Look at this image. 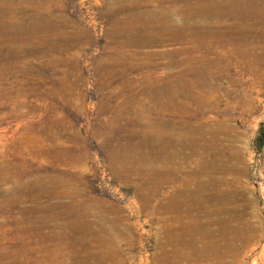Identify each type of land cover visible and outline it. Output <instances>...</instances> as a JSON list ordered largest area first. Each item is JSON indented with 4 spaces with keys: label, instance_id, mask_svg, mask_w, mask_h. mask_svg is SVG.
<instances>
[{
    "label": "rangeland",
    "instance_id": "374dc122",
    "mask_svg": "<svg viewBox=\"0 0 264 264\" xmlns=\"http://www.w3.org/2000/svg\"><path fill=\"white\" fill-rule=\"evenodd\" d=\"M207 2L0 0V264H264V71Z\"/></svg>",
    "mask_w": 264,
    "mask_h": 264
},
{
    "label": "bare ground",
    "instance_id": "6f19581e",
    "mask_svg": "<svg viewBox=\"0 0 264 264\" xmlns=\"http://www.w3.org/2000/svg\"><path fill=\"white\" fill-rule=\"evenodd\" d=\"M195 8V7H194ZM198 10L202 13H208L209 11H216L218 12V16H216V21L221 23L222 20H233L236 22V24L239 25H250L249 28H230L231 30H223L220 27L219 29L212 30V31H204L200 32H194V34H198V36L202 35V42L205 43L204 45L208 44L211 46H214L220 52L222 53L219 55V59L217 62L211 63V67H214L216 72L218 73H226L230 72L231 65L225 64L222 62L226 59H236V57H239V61H237L236 65L239 64V68H242L243 72H249V74H260L264 71V30L256 29L257 27H263L264 28V0H226L224 2H219L217 0H208L207 3L199 5ZM214 13V12H213ZM222 17L220 18L219 16ZM204 15V14H203ZM203 18V16H202ZM205 18V16H204ZM208 19V18H207ZM210 19V18H209ZM213 20V18H211ZM214 19V20H215ZM146 20V19H145ZM211 21V20H210ZM209 22V21H208ZM216 24L218 25L219 23ZM152 23V22H151ZM214 23V21H213ZM223 23V22H222ZM153 25V24H152ZM136 27V26H134ZM142 28V26H140ZM138 28V26H137ZM149 29V28H148ZM168 31V30H166ZM174 32L173 30H171ZM137 32V31H135ZM144 32V31H143ZM155 32V31H154ZM159 32V31H158ZM156 31L155 35L158 33ZM161 32V31H160ZM159 32V33H160ZM162 32H164L162 30ZM132 33V32H131ZM139 33V32H138ZM150 33V32H149ZM168 33V32H166ZM147 34V33H146ZM154 34V33H153ZM196 34V35H197ZM205 34V36H204ZM127 35H130L127 33ZM134 35V34H132ZM131 35V36H132ZM138 35L135 41H132L131 44L135 45L137 47H145V46H151L155 40L153 37L145 38L143 33L142 34H136ZM142 35V36H141ZM154 35V36H155ZM157 36V35H156ZM162 36V35H161ZM166 36V35H164ZM170 36V35H169ZM175 38H183L182 34L176 35ZM148 37V36H147ZM163 37V36H162ZM167 37V36H166ZM128 38V37H127ZM134 38V37H133ZM158 38V37H157ZM171 38V37H170ZM130 39V38H129ZM165 39V38H164ZM167 39V38H166ZM165 39V40H166ZM159 40V39H158ZM174 40V39H173ZM163 41V40H162ZM158 42V41H157ZM161 40L159 41V43ZM255 42V43H254ZM121 43V42H120ZM130 43V42H129ZM122 44V43H121ZM161 44V43H160ZM261 45V48H260ZM150 48V47H149ZM152 48V47H151ZM146 49V47H145ZM145 54V53H144ZM147 54V53H146ZM145 56V55H144ZM149 56V55H147ZM132 64V62H131ZM125 66V65H124ZM121 70V68H119ZM118 69V70H119ZM123 69V68H122ZM203 72V73H202ZM202 84L204 87H208L210 89H214V87L210 84L209 78L207 77L209 74L207 72L202 71ZM107 74V73H106ZM110 76V75H109ZM232 80V79H231ZM234 80V79H233ZM152 88V87H151ZM173 89L172 86H164L162 89L153 87V90L149 91L150 97L152 99H159L167 94H172ZM136 93V92H135ZM158 131V130H157ZM155 132V131H154ZM160 132V131H159ZM162 134V133H161ZM159 135V134H158ZM166 137V135H165ZM156 140V137L154 141ZM142 144H145L146 146H149L150 152L154 155H164L170 148V144L162 143L158 144L155 142V144L152 146L148 143V141H143ZM140 146V145H139ZM143 146V145H142ZM175 151V150H174ZM171 152V151H170ZM175 154V153H174ZM120 155H141L137 150L128 149V151H123ZM137 158V157H136ZM163 162V161H162ZM72 164V163H71ZM163 171V170H162ZM163 180V179H162ZM158 181V180H157ZM156 182V181H155ZM160 182V181H158ZM148 184V183H147ZM151 185V184H149ZM143 186V185H142ZM142 186L140 189H142ZM155 186V185H154ZM144 187V186H143ZM156 187V186H155ZM154 187V188H155ZM146 189V187H145ZM148 189V187H147ZM146 189V190H147ZM156 189V188H155ZM144 190V189H142ZM153 190V189H152ZM151 191V190H150ZM182 192V191H180ZM179 193V192H178ZM182 194V193H181ZM192 195V193H191ZM179 196V195H178ZM189 196V195H188ZM187 196V197H188ZM177 197V196H176ZM190 197V196H189ZM192 197V196H191ZM175 198V197H174ZM181 198V197H180ZM178 199V198H177ZM176 199V200H177ZM185 199V198H184ZM192 199V198H190ZM189 199V200H190ZM196 199V197L194 198ZM198 199V198H197ZM175 200V201H176ZM180 200V199H179ZM186 200V199H185ZM188 200V199H187ZM199 200V199H198ZM210 200V199H209ZM192 201V200H191ZM190 202V201H189ZM200 202V201H196ZM175 204V205H174ZM176 204H180V201L173 202L172 205L176 206ZM186 204V202H185ZM170 205V204H169ZM199 205V204H198ZM196 206V205H195ZM193 206V207H195ZM177 207V206H176ZM168 208V207H167ZM173 208V207H172ZM171 208V209H172ZM188 208V207H186ZM178 209V208H176ZM184 210V209H182ZM187 211V209H185ZM192 210V209H191ZM174 211V210H173ZM178 211V210H177ZM181 212V211H180ZM174 213V212H173ZM184 213V212H183ZM170 214V213H169ZM172 215V214H171ZM176 215V213L174 214ZM181 215V214H179ZM186 216V213H185ZM183 217V216H182ZM173 219H180V217H175ZM117 225V224H115ZM169 226V225H168ZM114 227V225H113ZM173 227V226H172ZM117 228V226L115 227ZM119 228V227H118ZM110 229V228H109ZM98 230V229H97ZM103 230V229H102ZM101 230V231H102ZM111 230V229H110ZM90 231V230H88ZM177 232L179 231L176 230ZM91 232V231H90ZM103 232V231H102ZM113 232V231H112ZM182 232V231H181ZM180 232V233H181ZM95 233V232H94ZM96 233H98L96 231ZM117 233V232H116ZM183 233V232H182ZM104 234V233H101ZM98 236V235H97ZM115 236V235H114ZM106 237V236H105ZM99 238V237H98ZM113 238V236H112ZM95 239V237H94ZM92 240V239H91ZM103 240V239H102ZM94 242V241H93ZM92 242V243H93ZM111 242V241H110ZM104 244V243H103ZM96 246V245H95ZM92 247V246H90ZM94 247V246H93ZM106 247V246H105ZM107 248V247H106ZM99 249V247H98Z\"/></svg>",
    "mask_w": 264,
    "mask_h": 264
}]
</instances>
